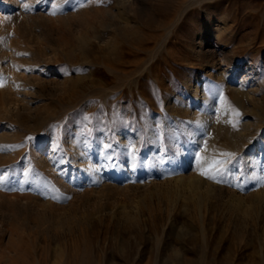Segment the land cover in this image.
<instances>
[{"label":"rangeland","instance_id":"374dc122","mask_svg":"<svg viewBox=\"0 0 264 264\" xmlns=\"http://www.w3.org/2000/svg\"><path fill=\"white\" fill-rule=\"evenodd\" d=\"M211 22L223 34L201 44ZM208 52L222 75L220 125L192 153L184 84ZM0 82V264H264V157L249 174L244 155L257 145H233L243 122L264 131V116L224 89L242 84L264 98V0L1 3ZM174 93L184 97L177 114ZM224 102L230 126L221 125ZM118 133L136 140L130 156ZM102 136L112 167L124 166L117 182L134 177L139 189H100L89 167L80 179L73 153L90 148V159ZM180 152H190L183 164ZM215 161L216 180L200 174ZM180 176L199 184L177 189Z\"/></svg>","mask_w":264,"mask_h":264},{"label":"bare ground","instance_id":"6f19581e","mask_svg":"<svg viewBox=\"0 0 264 264\" xmlns=\"http://www.w3.org/2000/svg\"><path fill=\"white\" fill-rule=\"evenodd\" d=\"M16 0H0V7L1 3L5 5L6 8L12 6ZM225 27H222L220 24L218 27L214 25V23H210L206 28L204 29L202 36V42L203 44L207 38H210L212 35H214L215 31H217V37L223 34V29ZM225 32V31H224ZM218 40V39H217ZM209 41V40H208ZM216 41V40H215ZM221 42V41H220ZM207 56V62L206 66L199 67L196 72L193 74L188 75V77L185 79L184 84V91H187L191 94L192 100L194 102V107L191 108V106H187L185 111V117L186 122L188 125L184 126L185 131L192 130L193 133H191V139H190V152L195 153L200 146L203 144L204 137L208 135L213 129L218 127V124L220 123L215 119V115L218 113L216 110V105H218V100H221V95L218 93L219 91H222L223 87H220L219 81H222V75L220 73L216 74L214 73L215 69L218 67L217 63L214 60V54L212 52H208L205 54ZM217 55V53L215 54ZM219 56V55H218ZM5 58V57H4ZM218 61V60H217ZM219 62V61H218ZM203 64V63H202ZM221 64V63H220ZM224 71V70H223ZM226 74V73H224ZM137 76V75H136ZM205 76H209V80L204 79ZM224 78V77H223ZM224 89H229L235 93L238 94V96H245L248 97L251 101L249 104H251V108L258 109V113L262 112V117L264 116V98L260 96L257 98L256 91L255 92H248L244 93L246 88L243 87L242 84L239 85L237 89H234L233 87L229 85H225ZM258 93V92H257ZM260 95V94H259ZM172 100L173 103L169 105V110L175 114H177V108L178 106H182L184 97L181 95H177L176 93L172 94ZM222 101V100H221ZM220 101V102H221ZM11 105L16 106L15 101H5V109L7 107H10ZM250 108V109H251ZM253 110V109H251ZM8 113H14V110H7ZM15 112L16 109H15ZM219 114L222 117V124L224 126H230L231 124V110L227 103H223L221 105V108L219 110ZM174 115V114H172ZM175 116V115H174ZM177 117V116H176ZM184 117V116H183ZM176 119V118H175ZM178 119V117H177ZM175 123H178V120H175ZM179 124V123H178ZM243 126V130L246 133H242V135L239 136V134H236L233 137V145H257L255 148H249L247 152H245L246 155H244V160L246 162V166L248 169L249 174L258 175L257 170L259 169V162L264 157V131L260 132L258 134L259 129L261 128V125H257L256 127H250L248 123H241ZM255 128V129H254ZM217 129V128H216ZM241 131V132H242ZM151 134V133H150ZM258 134V136H257ZM123 135L118 133V144L117 148H119L123 155H129L132 147L136 144V140L132 138L128 133ZM155 136V135H154ZM256 136V137H255ZM254 138H257V141L254 142ZM155 140L156 145H160L161 141L159 139H156V137H153ZM152 139V140H153ZM172 139L175 140L174 144L175 146L180 145L179 140H176V136L173 134ZM100 146L94 149L95 156H89L90 159H86L84 157V154L82 152H85L88 154V152L92 151L90 148H86L83 151H77L73 153V157L76 159L75 162L79 166V172L78 179L84 180L87 175L84 173L85 170L89 168H93L95 170V176L96 179L100 182L101 187L100 189L103 190H112V189H123V190H130V189H139L140 186L136 185L134 181V177L121 181L118 183V179L115 174H118L120 171L124 169V166L122 165H115L117 168L114 169L111 164V160L109 159L110 156H112V152H108L106 150L107 147H109V140L107 136H102L99 139ZM151 141V140H150ZM67 149L69 152H72L74 150V142L68 141ZM82 145H90L84 142L82 140ZM245 147V146H243ZM234 148V147H233ZM237 149V148H236ZM245 149V148H244ZM243 149V150H244ZM157 150V149H156ZM154 151V155L160 156V151ZM200 150V149H199ZM198 150V151H199ZM136 151V150H135ZM190 152H180V160L183 164L184 162H187L189 160L188 156ZM243 152V151H242ZM241 153V152H240ZM90 155V154H88ZM196 155V154H195ZM86 156V155H85ZM37 157V156H36ZM38 160H41V157H37ZM95 159V160H94ZM241 159V158H240ZM90 160V163L88 162ZM146 162V161H145ZM263 162V161H262ZM89 163V164H87ZM240 165V164H238ZM93 170V171H94ZM89 173V172H87ZM91 173V172H90ZM135 173V172H134ZM129 174V173H128ZM248 174V175H249ZM74 176V175H73ZM259 181H260V187L262 188L260 191L257 192L258 198H261L264 201V172L259 173ZM59 178V176H58ZM129 178V177H128ZM59 183L63 188H72L71 183L65 178L64 174L60 175ZM72 181V180H71ZM120 181V180H119ZM172 184H175V187L177 189H183V188H189L194 189L197 184H199V179L197 181V178H185L184 176H180L176 178L175 180H172ZM152 185V184H151ZM154 188H159V186L152 185ZM83 197L87 196V192L82 193Z\"/></svg>","mask_w":264,"mask_h":264},{"label":"snow or ice","instance_id":"6c2138e0","mask_svg":"<svg viewBox=\"0 0 264 264\" xmlns=\"http://www.w3.org/2000/svg\"><path fill=\"white\" fill-rule=\"evenodd\" d=\"M0 86H3V83L0 82ZM235 115L238 117L240 115V113L237 111L235 112ZM235 127V124L233 125ZM223 155H226L228 157H231L233 154H223ZM220 163L219 161H215L213 162V165L210 166L209 170L208 171H201L200 174L201 175H204L206 178L208 179H213V180H216V174L220 169Z\"/></svg>","mask_w":264,"mask_h":264}]
</instances>
